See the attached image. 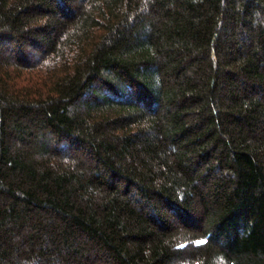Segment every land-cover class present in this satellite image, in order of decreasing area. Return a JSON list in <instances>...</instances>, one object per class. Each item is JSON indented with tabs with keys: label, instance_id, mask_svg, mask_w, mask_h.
Instances as JSON below:
<instances>
[{
	"label": "trees",
	"instance_id": "trees-1",
	"mask_svg": "<svg viewBox=\"0 0 264 264\" xmlns=\"http://www.w3.org/2000/svg\"><path fill=\"white\" fill-rule=\"evenodd\" d=\"M0 264H264V0H0Z\"/></svg>",
	"mask_w": 264,
	"mask_h": 264
}]
</instances>
